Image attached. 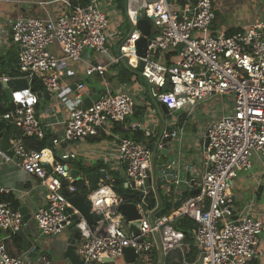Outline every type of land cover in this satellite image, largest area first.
Listing matches in <instances>:
<instances>
[{
  "label": "built area",
  "instance_id": "built-area-1",
  "mask_svg": "<svg viewBox=\"0 0 264 264\" xmlns=\"http://www.w3.org/2000/svg\"><path fill=\"white\" fill-rule=\"evenodd\" d=\"M134 1L137 0H126L127 8ZM110 4L119 7L114 0H88L84 5L48 13L46 17H20L10 24L8 33L17 47L19 75H1L0 85L3 87L11 78H24L27 87L10 92L8 101L12 108L1 115L19 135L9 139L7 148L0 149V165H14L44 190V202L33 213L39 235L54 238L69 228L74 215L80 219V238L75 241L74 250L83 264H159L160 245L164 256L172 250L184 254L189 249L174 224L181 216L197 223L192 233L198 254L188 264H248L260 254L262 222L253 215L251 204L239 213L234 211L231 188L238 171L251 167L252 157L258 156L264 162V18L232 32L213 31V0H139L137 10L144 11L151 22L146 55L141 57L134 43L140 37L139 31L123 35L111 30L107 13ZM125 15L130 21L131 11ZM113 41L118 45L116 55L111 51ZM52 44L59 47L62 56L49 50ZM86 48L108 59L105 63H88L87 75H104L107 68L123 62L147 83L153 101L164 104L172 116L175 110H183L188 116L197 105L213 97L231 99L232 109L205 125L200 137L199 174L187 179L178 172L160 188L171 205L184 189L198 190L177 207L166 210L160 206L159 188L151 180L155 154L164 148L161 139L166 133L163 126L156 132L155 110L148 127L141 122L125 125L137 103L136 91L126 83L115 92L105 87L89 106L70 107L59 122L61 132L51 136V145L36 150L25 144L24 137L43 139L51 127L37 115L40 99L31 88L33 79L50 95L56 93V97L62 85L60 69L66 60L82 61ZM84 92V85L77 83L74 98L78 103L84 99ZM116 123L123 127L118 135L112 131ZM135 130L145 131L153 140H135L129 136ZM102 132L115 136L110 168L120 173L125 186L140 194L136 203L141 215L137 236L129 233L125 217L118 210L123 199L102 177L96 188L87 193L91 212L98 216L94 224L87 225L68 201V196L77 194L69 164L76 153L66 151L61 144L86 142ZM151 143L153 148L148 147ZM169 167L178 168V163L171 162ZM0 192L11 191L0 188ZM150 192L156 199L153 208L148 207ZM160 209L164 212L158 216ZM26 224L9 201H0V231L13 236ZM124 248L134 250L133 261L127 262ZM42 263L48 264L44 257L32 263L27 254L10 255L0 239V264Z\"/></svg>",
  "mask_w": 264,
  "mask_h": 264
},
{
  "label": "crops",
  "instance_id": "crops-1",
  "mask_svg": "<svg viewBox=\"0 0 264 264\" xmlns=\"http://www.w3.org/2000/svg\"><path fill=\"white\" fill-rule=\"evenodd\" d=\"M213 2L216 8V18L212 26L213 31L232 32L259 18H264V0H245L244 2L247 6L239 7V11L243 15L242 18L239 21L235 20L233 22L225 18L218 20L217 2L215 0ZM72 7L70 0H0V55L9 56V54L14 55L17 52V47L8 33V28L15 19L26 16L42 18L46 17L48 13L54 14L62 9ZM107 13L110 18L111 30L117 34L127 35L129 33V24L123 16L122 10L116 4L115 6L110 4L107 8ZM111 47L112 54L116 55L118 52L117 42L113 41ZM49 50L56 56H62L61 50L56 44L50 45ZM81 59L82 61L80 62L65 61V64L60 69L62 72V85L57 96L40 99L36 107L37 115L41 122L50 124L51 126L47 134V144L51 136H55L61 132L62 129L59 122L67 116L68 109L76 104L84 105L83 100L81 103H78L74 98V88L77 83L84 85L85 92L83 93V98L98 95L103 92L105 87L115 92L122 83H126L118 78L117 70L110 66L104 75H98L97 73L90 74L97 77L96 79L101 86L100 88L86 86L85 81L88 76L90 77V75L86 74L88 63H105L108 59L95 54L89 48L83 50ZM132 79L131 83L126 84L130 90L136 91L137 103L134 113L128 117L125 125L130 126L136 122H141L148 127L151 116H153V110L156 112L154 116L158 119L156 132L160 130L162 116H165L167 124L171 123L168 121V115H163V112L159 109L160 103L153 101L150 97L147 83L141 77L137 80L135 77ZM200 106H202V103H200ZM231 109L232 101H230L228 110L230 111ZM227 111H221V114L215 117ZM173 118L175 119L174 116ZM186 121L177 135V148H174L172 142L170 143V147H173L172 151L183 161L181 174L184 175V173L190 171L191 175H197L201 169L202 140L200 137L202 136V132L197 133L196 131L199 128L195 127L193 128L194 131L187 130L185 124L188 122ZM115 134L118 135L119 133L116 132ZM8 141L1 134L0 149H4L6 145H9ZM63 148L66 151L76 153V158L69 163L71 169L76 168L75 162L79 161L85 166H90L94 163L98 164L99 167L97 169L106 170V174L107 171H114L110 168L109 162L115 153V136L102 132L97 136L89 138L86 142L67 144ZM240 171H238V175L231 188L233 209L236 213H239L247 204H251L253 215L262 222L263 228L258 239V251L260 254L248 264H264V162L258 156H254L251 160V167L248 170ZM78 173V176L81 178L85 177V172L78 170ZM0 188L10 189V193L0 192V195L9 194L13 200L18 201L19 208L25 207L29 215L26 226L17 234L7 236L6 232L0 231V239L5 243L8 253L13 256L27 254L32 263H36L38 257H44L48 264H61L62 261L64 264H71L63 255L67 248V240L73 234L71 229H68L67 233H61L54 238L43 237L37 232L33 221V213L37 206L44 202L45 192L43 189L36 187L34 178L23 174L20 169L12 164H2L0 165ZM21 191H26V193L22 195L23 192L21 193ZM17 192L22 196H18Z\"/></svg>",
  "mask_w": 264,
  "mask_h": 264
},
{
  "label": "water",
  "instance_id": "water-1",
  "mask_svg": "<svg viewBox=\"0 0 264 264\" xmlns=\"http://www.w3.org/2000/svg\"><path fill=\"white\" fill-rule=\"evenodd\" d=\"M88 1V0H86ZM153 1V0H150ZM138 3L139 0L130 2L129 8H127V3L125 0V9L124 13L127 14V11H131V17L130 21H128L129 24V33H131L132 30H137L140 32V37L134 42L135 47L137 49V54L141 57H144L146 55L147 51V44H148V37L151 33V22L150 19L145 17L144 11H138ZM143 62H139L138 69H142ZM27 87V82L24 78H11L9 79L5 84H3V89L5 96L8 100H11L10 98V92L13 90L21 89ZM56 93L49 94L46 90L37 92V96L39 99L42 98H50L51 96H55ZM98 95H94L91 97H86L83 99V103L85 106H89L93 100L98 99ZM159 109L163 112V115H168V121L173 120L171 123L167 124V121L165 120V116H162L161 126L162 129L165 131L166 136L161 139L162 143H164V148L160 151L161 155H166L165 162L155 166V164H152L151 168V180L154 181L155 187L161 188L166 180L172 178V176L176 175L178 172L181 174L182 172V165L183 161L179 158V156H176V154L173 151H170V143L172 142L174 145V148H177V135L174 136L173 133H178L182 127L183 124L187 118V114L185 111H181L176 118L174 119L171 114H168V109L164 104L159 105ZM1 136V133H0ZM208 144V140H204V145ZM48 145H51V142H48ZM62 147H64L66 144L62 143ZM149 148H153V144L148 145ZM154 151V149H153ZM63 153V149L60 150L57 154L60 155ZM174 162L175 164L178 163V168L171 169L169 167L170 163ZM49 171L50 168L48 167ZM78 169L72 168L70 169V176L73 178V181H79L81 179L80 176H78ZM185 177L187 179L190 178V171H187L184 173ZM85 176L88 177V192L94 190L99 183V180L101 177L106 176V172L100 169H96L91 173H85ZM193 182L191 181V184ZM198 192L197 189H193L188 191V189H184L181 192V195L179 198L172 204V206L175 208L177 207L188 195L190 194H196ZM86 194H74L68 196L69 203L79 212V214L83 217L84 221L87 225H92L97 220L98 216L93 214L91 212V205L90 201L88 199V196ZM118 210L124 215L125 222L127 224V228L129 230V233L132 236H137L140 233V226H141V215L137 209L136 203H130V202H122L118 206ZM19 212L22 216V220L26 222L29 219V215L26 212L25 207H20ZM164 212V209H160L156 215H161ZM80 223V219L77 216H73V223L69 226V229L72 231V236L67 240V248L64 251L63 255L71 264H83V261L77 256L75 250H74V243L77 239L80 238V228L77 226V224ZM125 233L128 234V231L125 230ZM124 256L127 260V262H131L135 259L136 254L134 253V250L131 248H124L123 250ZM50 258V257H48ZM159 264H164V253L161 249L160 245V261Z\"/></svg>",
  "mask_w": 264,
  "mask_h": 264
},
{
  "label": "trees",
  "instance_id": "trees-1",
  "mask_svg": "<svg viewBox=\"0 0 264 264\" xmlns=\"http://www.w3.org/2000/svg\"><path fill=\"white\" fill-rule=\"evenodd\" d=\"M116 3H118V0H114ZM71 5L75 7L78 5H84L86 4V0H70ZM119 5V3H118ZM120 6V5H119ZM121 8V7H120ZM167 59L169 58L168 55H166ZM111 67L117 70L118 78L122 82L131 83L132 78L135 77V79H140V76L135 71L131 70L125 63L120 62L118 64H114ZM6 75L9 77H16L19 75L18 71V62H17V52L14 53V55L9 54V56H1L0 55V76ZM31 88L34 92H39L43 90L42 85L37 79H33L31 83ZM12 108V105L9 103L8 99L5 96L4 89L0 85V133L4 135L8 141V138L16 137L18 136V132L13 126L6 123L4 120L1 119V115L10 110ZM114 133L123 132V127L116 123L112 129ZM130 137L134 138L138 141H146V140H153L151 135L141 131V130H135L130 135ZM9 142V141H8ZM25 144L33 149L39 150L47 145V135L43 139H37L35 137H24ZM9 144V143H8ZM8 145L4 147L7 148ZM75 167L79 171L85 172V173H91L94 170H96L99 165L98 164H92L90 166H85L79 161L75 162ZM30 177V176H28ZM103 182L111 184L113 190L117 193L118 196H120L124 202H130V203H139L140 201V194L136 191L131 190L129 187L124 185V179L121 177L120 173L117 171H107V175L101 178ZM67 181H65L66 183ZM88 183V177H83L79 181L74 182L77 189V194H86L88 191V188L86 184ZM159 196V202L160 206L166 210H169L168 204L169 199L165 198L163 196L162 190L159 188L158 191ZM148 199V207L153 208L156 205V199L153 193L150 192V194L147 196ZM9 201L11 203V206L14 209L19 208V203L17 200H13L9 194H3L0 195V201ZM171 204V202H170ZM175 227L180 230L183 235L184 239L183 242L188 247V251L184 254L180 250H172L168 252L164 256V264H188L192 263L196 257H197V247L194 244V237L192 231L197 227V223L191 219L188 216H181L178 219L175 220Z\"/></svg>",
  "mask_w": 264,
  "mask_h": 264
},
{
  "label": "rangeland",
  "instance_id": "rangeland-1",
  "mask_svg": "<svg viewBox=\"0 0 264 264\" xmlns=\"http://www.w3.org/2000/svg\"><path fill=\"white\" fill-rule=\"evenodd\" d=\"M245 0H215L217 2L216 6L218 8V20L221 19H229L230 21H235V20H240L243 15H241L239 11V7H244L247 6L246 3L244 2ZM119 7L124 13L125 9V0H118ZM123 16L126 18L125 13ZM262 19V18H259ZM257 19V20H259ZM126 25V24H125ZM129 30V28H128ZM97 75V74H96ZM97 77L95 75H90L86 79L85 83L86 86H94L96 88H100V84L96 79ZM230 98L227 96H220V97H213L210 100L204 101L202 103V106L197 105L195 109L189 114L186 118L187 124H185L187 130L194 131L195 128H199L196 132L197 133H203L205 129V123L209 121L211 118H214L218 114H221V111H227L229 106H230ZM183 110H175L173 111V116L176 118V116ZM229 111V110H228ZM224 112H222L223 114ZM173 120L169 119V122H172ZM205 124V125H204ZM192 125V126H191ZM191 126V127H190ZM204 126V127H203ZM193 133V132H192ZM170 151H172L173 147H170ZM166 155H161L159 152H156L155 158H154V164L155 166L165 162L166 160ZM183 167V165H182ZM241 172V171H239ZM172 205L168 204V208L170 209ZM35 224V223H34ZM69 228H66L63 230L62 233H67ZM61 264H64L62 261ZM106 264H119L118 262L113 263V262H108Z\"/></svg>",
  "mask_w": 264,
  "mask_h": 264
}]
</instances>
